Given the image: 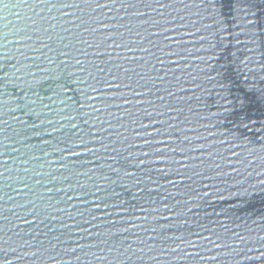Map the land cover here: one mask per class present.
I'll return each mask as SVG.
<instances>
[{
  "label": "water",
  "instance_id": "obj_1",
  "mask_svg": "<svg viewBox=\"0 0 264 264\" xmlns=\"http://www.w3.org/2000/svg\"><path fill=\"white\" fill-rule=\"evenodd\" d=\"M0 264H264V0H0Z\"/></svg>",
  "mask_w": 264,
  "mask_h": 264
}]
</instances>
